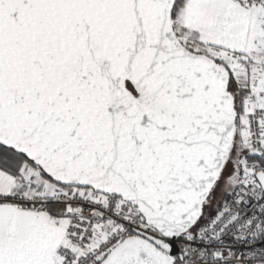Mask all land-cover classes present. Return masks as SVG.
<instances>
[{
	"label": "snow or ice",
	"instance_id": "6c2138e0",
	"mask_svg": "<svg viewBox=\"0 0 264 264\" xmlns=\"http://www.w3.org/2000/svg\"><path fill=\"white\" fill-rule=\"evenodd\" d=\"M0 264H264V0H0Z\"/></svg>",
	"mask_w": 264,
	"mask_h": 264
}]
</instances>
